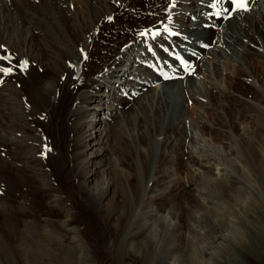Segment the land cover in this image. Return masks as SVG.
I'll return each mask as SVG.
<instances>
[{
  "label": "bare ground",
  "instance_id": "6f19581e",
  "mask_svg": "<svg viewBox=\"0 0 264 264\" xmlns=\"http://www.w3.org/2000/svg\"><path fill=\"white\" fill-rule=\"evenodd\" d=\"M14 1L0 0V69H11L0 71V264L59 257L62 249L50 242L66 245L67 235L83 243L64 248L79 253L74 263L85 264L92 255L98 264H124L112 250L114 228L102 241L93 240L78 206L93 212L104 228L120 221L124 198L147 196V210L135 218L127 249L138 250L142 235L154 245L159 236L152 228L165 236L169 226H180L179 217L169 215L168 189L184 178L181 171L188 183L222 189L228 183L223 202L234 208L239 177L252 183V161L261 172L264 166V88L257 85V102L250 99L235 108L238 94L230 87L233 76L251 65L250 55L264 58V0H247V10L234 11L229 0H17L35 13L27 20ZM166 25L176 35H169ZM156 28L159 35L152 33ZM178 56L192 74L179 69ZM153 67L181 73V78L163 81ZM198 73L209 79H199ZM205 81L209 85L203 95L197 89ZM132 115L135 128L120 127ZM118 129L116 147L111 139ZM59 159L69 174L63 185ZM143 167L145 188L140 186ZM30 182L39 188L32 190ZM203 190L193 191L201 202L209 188ZM19 214L31 218L20 243L9 222ZM205 231L192 228L197 242L203 234L210 236ZM27 238L31 244H25ZM191 243L198 253L191 262H204L206 253ZM175 262L168 256L159 264Z\"/></svg>",
  "mask_w": 264,
  "mask_h": 264
},
{
  "label": "rangeland",
  "instance_id": "374dc122",
  "mask_svg": "<svg viewBox=\"0 0 264 264\" xmlns=\"http://www.w3.org/2000/svg\"><path fill=\"white\" fill-rule=\"evenodd\" d=\"M14 3L15 4H13V6L16 8L15 10L18 12V14L22 15V16L20 15V17H22L23 19L27 20V18L30 15L35 14L24 3L21 4V2H17V0H15ZM18 8H19V11L21 10L20 12L18 11ZM26 9H29V11ZM133 12L135 13V10H133ZM201 46L204 47V45H201ZM251 48H255L254 44H251ZM220 60L223 62L224 67H227V68L230 67L228 66V61L225 62L224 58H220ZM77 61L78 60L76 59L75 62ZM241 61L242 60H239V62ZM199 62L195 61V64L199 66L200 64ZM250 64L251 65L245 66V69H242L241 71H239L238 76H235V75L233 76V82L230 85V87H231V90L235 92V94H238V96H235V101H234L235 104L233 105L235 108L243 107L244 104H248V101L250 99H253L255 102H257L259 100V92H258L257 85L261 84L264 88V58L261 55H258L256 53L253 54V56L250 55ZM206 74L203 75L202 73H198L197 76L199 79H201L202 77L208 80L209 77ZM178 79L180 78H176V80ZM200 81H203V80H200ZM203 84L201 83L199 84L200 88L198 87L199 89H197V91L200 94L204 93L203 95H205V92H206L205 88L206 86L208 87L209 83L205 81ZM218 98L223 101V98L221 97H218ZM228 101L232 102L233 100L229 99ZM190 105H191V99L188 100L189 108H190ZM93 116L94 115L90 113L89 117L93 118ZM211 116H212L211 119L213 121L211 119L210 120L214 123L213 116H215V114H212ZM132 119H133V115H132V118L131 116L126 119L124 118L123 120L119 122L120 127H122L125 124L127 128L129 127L135 128L134 122ZM95 120H99V118H96ZM129 121L131 124L129 123ZM60 131L65 136L67 135V133L65 134L64 132L65 129L63 125L60 126ZM118 131L122 133V131L118 129L117 133H113V136L111 139V143L112 144L116 143L115 144L116 147L120 145V143L117 144L115 140L116 138L118 139L117 137L119 133ZM61 149H63L62 146H61ZM113 153H116V151H114ZM159 158L160 157H158L157 159L156 165L158 164ZM254 158H257V157L252 155V160ZM259 158L260 156H258V159ZM62 160H63V157H62ZM62 160L61 159L58 160V163H59L58 177H59V181L63 185L64 183H69V181L67 180L69 177V174H67L68 172L66 171V168L63 166V163H61ZM253 161H252L253 164L251 165L252 167H249V173L251 174L253 172V174H251V177L253 176L252 183H248L247 178L245 177L244 178L239 177L240 174L238 176L237 173H233L234 174L233 177L235 178L239 177V179L241 180V183H237L238 182L237 181L235 184L236 185L235 189L236 188L238 189V187L240 189L236 190L237 192L233 191V198H235L234 200L235 205L233 204L234 208L232 207V205L230 206V204H225L223 202L224 198L222 197L223 196L222 192L225 186L227 188L228 183H225V184L223 183L222 185L223 189L219 186L214 188L215 185H207L206 183H203L202 181H199V183H190V182L188 183L187 181L189 179L181 171L180 175L184 176V178L183 179L181 178L180 180L178 179V182L176 183H171L172 185L170 184V187L168 189L169 191V215L178 216L180 220V221L178 220V223H180V226H178V229L175 227L169 226L170 228V230L168 231L169 234H166L165 236H163V234L160 232L159 229L152 228L153 233L155 232L156 234L155 236L156 237L159 236L157 238V241L154 243V245L150 244V242L148 241H145L147 243L144 244L145 242L143 238H141L143 236L142 235L141 237L137 238V239L140 238L141 244H139L140 247L139 246L136 247V249L139 248L136 251H128L127 249L128 247H129V250H131L130 246H128L129 245L128 240L131 235L130 233L134 231V228L137 224V219L135 218L138 217V213L140 211L147 210V207H144L146 203H148V201H146L148 199L147 196H145V200H144V196L138 197V198L129 197L130 198L129 200L124 198V200H122V202L120 203L123 204L126 201L125 202L126 204L124 203V205H121V208L118 211L119 215L121 216L120 221L115 220L116 223L113 221L110 226L108 227L106 226L107 228L104 227L105 229L102 228L101 220H99L96 217V215L93 214V212H91L89 209L84 208L81 204H79L81 206H78L80 208V209L78 208V210H80V215L83 216L87 220V224H88L87 227L89 228L88 234L89 236H91L93 240L98 239V242L102 241L103 238H106L107 229L112 230L114 228L115 232L111 234L112 236L114 235L112 250H114L115 252V255H114L115 260L118 261L122 257L123 259H125L124 264L125 263L127 264L128 263L129 264H137V263L138 264H159L160 262H162L163 257H168V256L170 259L172 260L174 259V262L176 261L175 262L176 264H179L178 261L181 264L182 263L183 264H195L194 262H195L196 256H198V253L194 249H191V246H189V243L191 242H192L191 244H199L200 245L199 249H202L203 252L206 253V255H204L205 257L203 256L205 264H264V166H263V171L261 172L260 171L261 168H258ZM257 170L260 172H258ZM155 174L158 175L159 173L156 171ZM140 179H141V183H140L141 188L143 187L145 188L147 184L146 182L148 179V172L146 171L145 167H143L140 172ZM30 184L34 185V187H32V190L36 191L37 188H39L38 183L36 184V183L30 182ZM198 187L201 191L203 188L204 193L206 191L208 192V188H209V192L207 194L206 193L204 194V196H206V201L208 203L205 201V199L202 200L201 202L198 196L196 197L194 196L193 191H195L196 188L198 189ZM141 193L144 194L143 192ZM230 193H229V196L232 197V193L231 194ZM246 194L248 195L246 196ZM217 199H221V200L217 201ZM247 200L249 201L247 202ZM244 202L245 203L247 202L246 205L244 204ZM205 203L206 205H204ZM213 203H216V205ZM237 204L240 206H238ZM141 207L142 209H140ZM143 207L145 209H143ZM136 211L137 213H135ZM233 213L236 215H234ZM146 215L148 216L149 213L147 212ZM214 219H217V220L215 221ZM181 220L184 221V223L182 222L183 224L181 223ZM9 222L12 225L11 227H12L13 234H14L13 236L14 237L17 236L16 238H14L15 242L18 241V243H20L21 241L19 242V238L25 237V235L21 233V230L23 232V228H27V227L30 228L29 226H31V218L29 217V215L26 217V216H22V214H19V215L13 216V218L11 217ZM190 226L192 228L203 227L207 232L210 231L209 232L210 236L214 238L215 243L213 242V239L210 236L205 235V234H203L202 236V237L204 236L205 237L201 238V240H199L198 241L199 243H198L197 242L198 239H196L195 238L196 236L192 234V228ZM213 226H215V228ZM209 227H211L212 231L211 229L209 230ZM143 229L147 233L150 230V228H148V225L146 224L143 225ZM101 230H103V232ZM111 230L110 232L108 231V233H111ZM78 238L79 237L77 236V238L73 241V239H71L69 235L65 236L63 239H65L64 243L66 245H62V243L58 241L50 242L51 247L62 249L61 250L62 254H60L59 257L53 256L49 258L46 255H44L42 257L43 259L42 262L40 260L41 257L33 258V261L37 262L38 264L39 262L41 264H76L73 261H76L78 259L79 253H76V255L74 252H71V251L66 253L65 252L66 249L64 248L68 246H72V247L77 246L79 248V246H82L83 243ZM29 239L30 238L24 239V241H26L25 244L27 245L31 244L32 240L30 241ZM148 239L150 241L152 240L150 237H148ZM166 239H168V241ZM172 241H174V243L177 242L178 245L177 244L172 245L173 244ZM67 242L69 244H67ZM77 242H79L80 245ZM164 242L167 244H165ZM163 245L167 246V248L170 249V252L166 247H163ZM108 258H110V256H108ZM87 260L88 262L85 264H94V263L98 264L95 257L92 255H89L87 257ZM67 261L68 263H66ZM191 261H194V262H191ZM197 261H200V259H198ZM204 262H200V263L204 264ZM113 263H115L114 260H113Z\"/></svg>",
  "mask_w": 264,
  "mask_h": 264
},
{
  "label": "snow or ice",
  "instance_id": "6c2138e0",
  "mask_svg": "<svg viewBox=\"0 0 264 264\" xmlns=\"http://www.w3.org/2000/svg\"><path fill=\"white\" fill-rule=\"evenodd\" d=\"M232 3L236 6V8L241 9V10H247V0H232ZM215 7V5H213ZM169 23H171V17H169ZM166 32L169 33V35H176V33L172 32L167 25L165 26L164 29ZM154 35H159V32H156ZM4 57H0V59H3ZM0 71H5V72H10L11 69H0Z\"/></svg>",
  "mask_w": 264,
  "mask_h": 264
}]
</instances>
